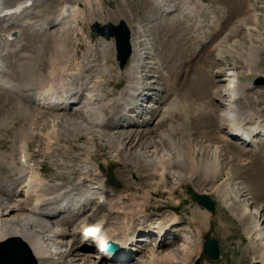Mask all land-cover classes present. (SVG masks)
<instances>
[{"label":"rangeland","instance_id":"rangeland-1","mask_svg":"<svg viewBox=\"0 0 264 264\" xmlns=\"http://www.w3.org/2000/svg\"><path fill=\"white\" fill-rule=\"evenodd\" d=\"M19 1L23 0L16 2ZM85 1L44 0L25 19L8 23L6 25L8 28L3 29V32L6 34L16 33L18 42H13L8 48L11 52L10 57L3 61L9 70L4 80L14 81V83L25 87L27 83L29 84L28 78L18 73L25 53L29 55V53H33V50H36L35 53L41 52L42 64H40L37 74L43 76V72L49 65L50 57L57 59L63 51L66 59L61 60L62 63L69 58L68 55L71 53L77 54L85 71L91 62L97 63L98 68L89 69L87 75L89 77L92 75L90 78L93 81L104 77L108 86H104L105 91L103 90V92L108 93L109 99L117 97L118 90L128 87L133 83V80L128 78L126 73L120 75L121 69L117 61L115 40L109 41L112 43V47L105 52L103 47L108 40L93 38L91 26L95 22L104 25L118 24L121 20H125L131 30L136 32L135 39L138 49L142 53L137 70L140 74V88L147 93V98L141 99L135 108L124 117L125 119L118 122L110 121L107 128L94 127L93 129L88 126V131L78 133L74 132L71 123L77 122L75 121L77 117L74 115L76 109L80 110L85 106L86 92L79 94L80 101L74 107L65 110L59 109L53 113L41 109V111L38 110L39 114H32L31 111L30 116H25V111L20 107V104L33 108L31 100L34 97L26 92L18 95L0 90V120L4 121V118H7L5 126L0 127V153L6 155V161L9 164L14 162L18 165L19 153L16 148L19 144V137L22 132L30 130L35 134L29 149V154L32 156L31 165L52 184L46 189V199L57 197L64 192L71 193V195L79 192L84 193L87 187L78 185V181L80 175L85 173L93 175L82 163L86 150L90 148L87 137L92 134L90 137L94 139L96 147L92 156L93 161L100 166L103 175L97 177L96 182L106 183V174L109 172V168H112L116 180L121 185L120 189H115L106 183L105 201L109 207H113L119 213L114 215L112 227H120V229L116 228L120 232L125 228H133L135 235L144 239V234L154 231L160 220L167 221L174 217L179 220L178 224L173 227L176 234L170 232L173 228L168 232L174 241L168 244L169 241L165 238V243L163 241L158 243L153 239L145 243H136V252L132 253L130 262L127 264H148L152 249L156 251L159 260L162 255L180 249L181 246L190 245L193 249L195 245L192 243L197 239L200 240L198 252L191 256L180 251L175 264H194L197 259H201V264H252L256 261L264 264V246L261 245L264 243V237L261 241L253 244L245 232L250 226L249 224L254 221H239L232 212L226 209L221 197L223 191L225 194L229 193V196L232 195L231 198L238 197L240 203H237V206L239 208L248 204L251 210L260 214L259 217L264 222V133H261L262 137L257 138L258 140L252 145L241 144L237 140L229 138V132L221 124L223 110L219 106L217 101L219 97L216 95L217 81L221 80L219 85L228 86L233 66L238 67L237 71L243 76L244 81L251 78L245 67V60L248 51H250L248 41L252 37L251 39L257 46L263 45L259 38L261 34H264V0H170L169 10L166 13L161 12L153 0H98V2L93 0L92 5ZM197 1L207 4L208 8L201 10ZM187 2L195 7L197 19H189L185 14ZM112 3L113 8L110 7ZM249 3L254 4V8L260 15L259 25L255 27L257 30L251 34H248L246 28L239 23V20L245 17L248 8L250 9ZM16 4H12L11 7ZM64 5L79 6L84 18L79 17L80 19L68 21L63 26H55V19ZM208 10L210 11L208 12ZM46 19L50 20L49 29L46 32L38 33L24 26L25 20L37 23ZM221 24L223 27L225 26L222 31L223 37L231 34L234 28L237 30V35L233 34L229 43L232 44L233 41L239 40L243 42L237 49L243 54L242 58L231 56L228 48L222 51L226 60L220 62L219 60L222 58H219L220 54L217 52L210 56L209 51L214 49H210L209 46L220 36L215 33L214 29ZM248 24L252 27V20H249ZM201 28L212 40L207 43L206 48L201 45V48L198 49L199 40L203 37V34L200 35L201 33L198 32ZM57 44L62 48L57 49ZM66 45L67 47H65ZM91 45L94 47L91 48ZM200 55L205 57L206 61L198 64ZM131 64L132 60L124 70ZM217 67L222 69V73L220 76L217 75L218 77L214 74ZM109 69L111 73L107 72ZM257 70L259 76L253 82L252 90L247 91L246 95H249L250 103L264 111V86L257 85V80L264 77V50L260 54ZM247 76L248 78H246ZM66 79L68 77H63V81H68ZM116 85L118 90L115 89ZM174 96L192 100L194 106L203 109L202 113L186 120L182 112L172 110L171 102ZM23 97L28 100H24ZM50 114L63 116L67 122V124L56 126L55 131L62 137L58 145L54 140H49L52 136L50 132L53 130L51 123L47 122L51 119ZM106 114L111 116L110 111H106ZM79 118L82 119V126L85 128L87 123H84V117L81 115ZM78 123H80V119ZM134 132L141 135L142 140L139 141L138 138L139 143L130 145L128 141H123L131 137ZM167 136L173 137L172 139L175 141L187 142L185 150L183 149L185 152L191 153L195 148L203 149L200 154L210 159V162H213V158L217 157L221 165L219 171L222 176L220 179L209 185H202L198 179L179 183L175 173L176 168L172 166L167 169L166 180L161 183L160 170L156 171L153 165L147 166L144 160L158 162V160L176 158L177 151L171 147ZM111 139L113 145L110 148L107 141ZM117 144L123 145L122 148L128 155L127 161H121V158L118 157ZM67 148H72L73 151H69ZM216 149H218L217 156L215 155ZM202 156L198 155L197 157L201 159ZM19 176L17 171L10 169L7 165L0 166V204L4 207L16 200L22 202L25 209L12 211L11 216L21 215L24 217L23 219H26L27 209L33 206L34 200L28 201L22 195L15 197V187ZM216 188L219 191L216 192ZM191 191L207 195L216 204V210L210 212L196 203L190 195ZM95 206L96 203H91L80 214L67 211L65 216L62 214L60 218L48 222L49 230L44 231L47 232L46 234L42 232V236H47V250L57 261H55L57 264H84V259L77 252L70 251L75 244H78L74 246V249L78 246V251L89 252L87 249H83V245L81 247L80 241L86 229L95 226L100 219L97 212L92 209ZM203 215L207 216L205 230L199 234L195 232L192 219L201 223ZM92 216H96V219ZM9 217L1 216L0 222L9 219ZM34 221L35 225L41 224L38 220ZM45 224L47 223H43V225ZM31 228L35 229V226L33 225ZM59 233L64 236H56L52 239L48 237ZM0 237H2L0 241L9 238L2 233L1 225ZM207 239L218 241L221 251L218 261H213L202 255L203 245Z\"/></svg>","mask_w":264,"mask_h":264},{"label":"bare ground","instance_id":"bare-ground-1","mask_svg":"<svg viewBox=\"0 0 264 264\" xmlns=\"http://www.w3.org/2000/svg\"><path fill=\"white\" fill-rule=\"evenodd\" d=\"M16 1L17 0H0V62L2 63V67L0 68V90H6L9 93H15L18 95H20L22 92H26V93H30L34 97V99L31 100V102L33 103V108L30 106L26 107L22 103L20 104V107L25 111L24 113L25 116H30L31 111L33 112L32 114L34 113L39 114L38 110L41 111V109L42 111L43 110L45 111L47 110L49 112L51 111V113L59 109L65 110L64 109L65 106L63 105L66 103L70 105V108L72 106L74 107V105L76 104L74 103V101L78 99L79 94L86 92L87 96L85 100V106L80 110L76 109L74 115H76L77 117L75 119V121L77 122H74L75 125L74 123H71L73 125L72 129H74V132L79 133L81 131H88L89 130L88 126L93 127V129L94 127L107 128L108 122L110 121L118 122L119 120L123 119L124 117H126V115H128V112H130L133 108H135V105L141 99H144L145 97L147 98L146 96L147 93L143 91L144 89L140 88L141 87V84L139 82L140 74L139 71L137 70V64L138 61H140L142 53L138 49V43L136 42L135 39L136 32L134 30H131L132 47H133V55L131 57L132 64L126 70H124L125 72L122 70L120 71V75L126 73L128 78L130 77L133 80V83H131L128 87L119 90L116 85L115 89L119 91V95H117V97H113L112 99H109L107 92L106 93L103 92L104 86L107 85L108 83L107 80L104 79V77L98 78L93 81L92 78H90L92 75H90V77L87 75V71L89 69L98 68V66H96L97 63L91 62L87 66V69L85 71L78 60L77 54L75 53H71L70 55H68L69 58H67V60L64 61L63 63L61 60L66 59L64 58L63 51H61L62 55L60 54V57H58L57 59H51L50 57L49 65H47L46 70L43 72V76L37 74V70H39V66L40 64H42L40 60L41 52L37 51V53H35L36 50H33V53H29V55L25 53L22 58L23 61L21 60V64L18 68V73L24 77H27L29 84L27 83L28 85L26 84V86L23 87L21 85L14 83V81L13 82L5 81L4 80L5 75L9 72V70L7 66L3 64V61L8 57H10L9 54H11V52L10 49L8 48L13 44L11 38L14 36V34L13 33L6 34L3 31L8 28L6 26L8 23L12 21L22 20L28 17L29 14L39 6V3H41L44 0H23L19 2ZM86 1L91 5L93 4V0H86ZM95 1L98 2V0ZM153 1L157 4V6H159L161 12L164 13L168 12L169 10L168 3L170 0H153ZM197 3L198 6L201 7V10L208 8L207 4L201 1H197ZM12 4H16V5L11 7ZM16 7L22 9V12L20 14L14 13L6 17L2 16L3 13L11 9H15ZM249 7L250 9L248 8V12L246 13L243 19L239 20V23L246 28L248 34H251L252 32H256L257 30L255 27L259 25L260 15L254 8L253 3H249ZM184 11L186 12L185 14H187L189 19H195V18L197 19V14H196L197 12L195 11V7H192L190 2H187L185 4ZM209 11L210 10H208V12ZM59 12L60 14L55 19L54 22L55 26L58 25L63 26L68 21H72V20L76 21V19H78L79 17H83V12L81 11L79 6L69 7L67 5H64V7H62ZM102 13L104 12L102 11ZM249 20H252L253 22L252 27L249 26L248 24ZM49 25H50L49 19L37 23L31 20H25L24 22L25 27H29L30 29H33L38 33L46 32L49 29ZM224 27L221 24L219 25V27L214 29L216 31L215 33L220 34V36H218L219 38L214 43H212V45L210 44L211 45L209 46L211 47L210 49H214L211 50V52L209 51L210 56L212 55V53L217 52L220 54L219 58L220 57L222 58L219 60L220 62L226 60V56L222 54V51L225 48H228V50H230L229 54L231 56L235 55L237 57L242 58L243 54L240 53L239 50L237 49L240 48L243 42L239 40V41H233L232 44L229 43L230 39H232L231 38L232 35L234 34L235 36L237 30H235L234 28L231 34L223 37L222 31L224 30ZM198 32L201 33L200 35L203 34V37H201L199 40L200 43H198L199 44L198 49L201 48V45L206 48L207 43L210 42V40L212 39L209 35H206L207 33L205 34L203 28L199 29ZM247 36L249 37L250 35ZM251 38L248 41L250 51H248V56L247 59L245 60V65H246L245 67L248 69V74L250 73L251 78L247 81H244L243 76H241L237 71L238 67L233 66L232 68L233 73H231L229 76L230 83L228 84V86L219 85L221 80L217 81L218 86H217L216 95L217 97H219L217 101L219 102L220 108H222L223 110L221 124L225 126L223 128L229 132L228 134L231 137L233 136L235 137L237 135L242 136L243 134H249L252 137L258 135L259 138L261 135L260 133L262 134L264 133V115H263L264 111L261 110L260 108H257V105L250 103L249 101L250 97L249 95H246L247 91L252 90L253 82L259 76L257 67H258L260 54L264 50V34H261L259 38L261 39L263 45L257 46L256 43H254ZM16 42L18 41L16 40ZM105 43L106 44L103 47V49L106 52L111 49L112 43L109 41ZM251 45L253 46L251 47ZM65 47H67V45ZM90 47L92 48L94 47V45H91ZM60 48H62V46L58 45L57 49ZM64 52L66 53L65 50ZM57 55L59 56V54ZM201 55L198 64H201L202 62L206 61L205 57H202ZM107 72L111 73L110 69L107 70ZM221 73H222V69L220 67L219 69L217 67V70L214 71V74H216V76L217 75L220 76ZM248 76L246 78H248ZM63 77L65 78L68 77V79H66L68 81H63ZM23 99L28 100L24 97ZM171 104L173 107L172 110L175 112L176 111L182 112L186 120H190L194 116L200 115L203 111V109L194 106L192 100L181 98L179 96H174V99L172 100ZM106 111H110L111 113L110 117L106 114ZM50 115H51V119H49L47 122L51 123V127L53 130L52 132H50L52 136L50 135L51 137L49 138V140H54L58 145L59 140L62 137L58 135L59 133L57 134V131H55L56 126L58 127V125L61 126V124H67V122L66 120H64L63 116L53 115V114ZM81 115L84 117L85 120L84 123L85 124L87 123V125H85V128L84 126H82V119L79 118V116ZM4 119L7 120V118ZM79 119H80V123H78ZM5 120L4 121L0 120V127L5 126L4 125V123L6 122ZM38 121H40L39 118ZM91 135L89 134L87 137L90 148L86 150L82 163L87 170H90L93 173V175L90 173H85L83 175H80L78 181V185L87 187L84 193L79 192L71 195V193L68 194L64 192V193H60V195L57 197L54 198L51 197L46 199L47 198L45 197V193L47 192L46 189L47 187L49 188L50 185L52 184L47 179H44L41 176L40 172L34 166L31 165L30 160L32 156L29 154V149H30V143L31 141H33L35 134L34 132H30V130L28 132H22L21 137H19V141H18L19 144L18 147L16 148V150L19 153L18 165L14 162L9 164L6 161L7 159L6 155L4 156L0 153V166L5 164L10 169L17 171V173L20 175L19 180L17 182V184L19 183V185L16 184L15 187V193H14L15 197L17 198L18 196L22 195L28 201H30V199L34 200L33 206L27 209L28 216H26V219H23L24 217L21 215L16 217L11 216L12 211H21L22 209H25L22 202L20 203L18 202V200H16L17 202L15 201L4 207L3 205L1 206L0 204L1 206L0 218L1 216H7V217L10 216L9 219L2 220L0 222V225L2 226V233L4 234V236L9 238L17 237L22 239L30 248L31 252L36 257L39 264H57L56 263L57 261L53 259L52 255H50V253L47 250L46 247L47 236L46 235L44 237L42 236V232L46 234L47 232L44 231L49 230L48 222H51L52 219L58 217L60 218L62 214H64L65 216L66 215L65 213L67 211L77 212L80 214L81 212H84L85 208L88 207L91 203H96V206L92 209L94 212H97V215H99L100 219L98 217L99 220L95 224V226L88 227L86 229L87 231L84 234L83 240L90 241L91 239H94L95 237L94 235L98 233L99 228H102V230L106 235V241H111L113 243L120 245L121 250L119 254H116L117 256L119 255L117 259L114 262L109 263L105 261V259H103L100 253H98V248H96V246L94 247V251L92 252L89 251L88 245H83V249L85 250L87 249V251L89 252L82 253V251L77 250L78 246L77 248L74 249V246L78 245L75 244L70 252L72 251L77 252L84 259L83 261L84 264H122L125 262L126 260L125 258L130 256V253L136 252V245L138 243H145L149 239L147 237H145L144 239L138 238L135 235L133 228H127V229L125 228L124 231L120 232L118 231V229H116L118 226L117 227L111 226L112 224L114 225V222H112L115 217L114 215L119 213L115 211L113 207H109L108 203L105 201L107 182L106 183L96 182V178L102 177L103 175L100 166L95 164V162L93 161L92 156L93 153L95 152L96 147L94 144V139L90 137ZM130 135L131 133L129 134V136ZM138 138L139 141L142 140L141 135L138 132H134L132 133L131 137H128L127 140L124 139L123 141H128L130 145H134L137 142L139 143ZM167 138H168L167 141L170 143L171 147L175 148L177 151L178 155L176 156L175 159L173 160L163 159V160H158V162L157 161L150 162L147 161L146 159L144 160V162L147 163V166L153 165V167L156 168V171L160 170L159 177L161 183H163L166 180L167 169L172 166L173 168L174 167L176 168L175 173L179 183L190 182L192 180L194 181L195 179H198L202 182V185L203 184L209 185L210 183L213 184L220 179V177L222 176V173L219 171L221 165H220V160L217 157L213 156L214 160L213 162H210V159L203 157L200 154V152L203 149L198 150L197 148H195L193 152L188 153L184 151L185 150L184 147L187 146L185 143L187 142H184L183 140L182 142L181 140L175 141L174 139H172L173 137L171 136L170 138L167 136ZM257 140L258 139L252 141L256 142ZM107 145L110 146V148L112 147L113 145L112 139L107 141ZM122 146L123 145L121 144H117L116 147L117 155L118 157L121 158V161L122 160L127 161L128 155L127 152L123 150ZM67 149L69 151H73L72 148L70 149L67 148ZM215 151H216L215 155L217 156L218 149H216ZM198 155H200V157L202 156V158L200 159L199 157L198 159L197 157ZM211 174L213 175L211 176ZM179 183L176 185L178 186ZM200 189L201 188L199 187V190ZM215 191L217 192L219 191V189L216 188ZM230 196L229 193L225 194L224 191L221 192V197L224 200L226 209L232 212V214L241 222L254 221L251 224H249L250 226L248 227V229L245 230V232L248 238L253 242V244H256L257 242L261 241L262 238L264 237V222H262L261 217H259L260 214L257 211L251 210V207L249 208L248 204L247 206H243L242 208H239L237 206V203H240V201L237 199L238 197L231 198ZM92 218L96 219V216H92ZM206 219H207L206 215H203V219H202L203 222L201 223H198L196 219H192L193 222L192 224L193 227H195V232L201 234V231L205 230ZM34 220L40 221L41 224L35 225ZM45 222L47 224L43 225V223ZM178 222H179L178 218L175 217L167 221L160 220L158 222L157 228H155L154 231H149V234H147L146 236H150V235L153 236L154 234L158 233V237L163 236L162 239L160 238V242L162 243L163 241L165 243L164 235L168 234V232L173 227H175L178 224ZM33 225L35 226V229L31 228ZM81 225L83 226V224ZM118 228L120 229V227ZM56 236H64V235L59 233L58 235H51L48 237H51L52 239V237H56ZM0 239H2V237H0ZM95 242H97V244L100 243L104 246L106 245V242L103 239H101L100 241L95 240ZM199 243H200L199 239L194 240V242L192 243V245H195L193 246V249L191 248L190 245L186 247L181 246L180 249L170 251L168 252L167 255H162L160 257V260L156 255V251L152 249L149 256L150 259L148 258L149 259L148 264H175V260L178 257L180 251H184L192 256L196 254V252H198L200 247ZM261 245L264 246V243H261ZM81 247H82V243H81Z\"/></svg>","mask_w":264,"mask_h":264},{"label":"water","instance_id":"water-1","mask_svg":"<svg viewBox=\"0 0 264 264\" xmlns=\"http://www.w3.org/2000/svg\"><path fill=\"white\" fill-rule=\"evenodd\" d=\"M113 7V5H111ZM94 38L102 37L106 40L115 38L117 46L118 61L121 69H124L129 59L132 56V31L130 30L126 21H121L119 25L112 23L101 25L95 23L91 27ZM257 85L264 86V78L257 81ZM109 182L116 189H120L121 185L116 180L112 170L109 173ZM190 195L194 200L208 209L211 212L216 210V204L204 194H199L196 191H191ZM117 247L116 245H113ZM203 255L213 261L220 259V247L218 241L207 240L204 244ZM0 264H39L36 257L31 252L27 244L20 238L11 237L0 242ZM195 264H201V259H198ZM253 264H261L255 262Z\"/></svg>","mask_w":264,"mask_h":264}]
</instances>
